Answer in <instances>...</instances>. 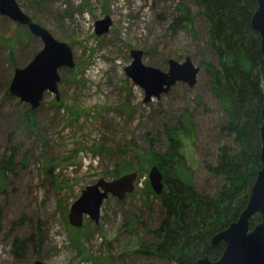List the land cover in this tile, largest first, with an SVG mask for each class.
Here are the masks:
<instances>
[{"label": "rangeland", "instance_id": "obj_1", "mask_svg": "<svg viewBox=\"0 0 264 264\" xmlns=\"http://www.w3.org/2000/svg\"><path fill=\"white\" fill-rule=\"evenodd\" d=\"M16 1L34 22L71 47L75 68L60 70L59 99L47 92L35 110L7 94L15 69L27 66L43 44L0 15V161L14 154L16 163L8 193L0 196V264H172L135 253L143 242L156 241L151 231L163 218L160 201L146 194L150 169L139 171L136 155L156 136L161 137L157 150L164 151L163 122L173 124L183 110H191L197 142L183 141L182 151L195 170L198 190L209 193L222 179L204 163H214L217 148L226 142L219 135L226 117L211 74L199 59L192 60L200 68L193 88L177 83L149 103L125 67L133 49L147 51L144 63L162 71L168 70L169 59L181 62L191 51L216 64L204 48L206 30L195 0L184 3L195 15L196 37L169 31L177 0ZM107 15L112 27L97 36L95 24ZM29 109L34 123L24 116ZM123 160L137 169L135 191L122 201L112 196L104 201L98 224L86 218L82 227H72L71 205L87 186L111 180L106 174ZM132 217L139 221L131 222ZM31 235L42 239L40 254L30 247L17 260L11 253L14 239Z\"/></svg>", "mask_w": 264, "mask_h": 264}, {"label": "trees", "instance_id": "obj_2", "mask_svg": "<svg viewBox=\"0 0 264 264\" xmlns=\"http://www.w3.org/2000/svg\"><path fill=\"white\" fill-rule=\"evenodd\" d=\"M177 1V14L169 24V31L185 30L196 37L195 15L184 0ZM194 4L206 30L204 48L217 61L213 64L208 57L206 59L195 51L188 52L186 56L192 60L199 59V65L203 64L211 74V87L217 93L226 117L219 132L226 142L217 148L214 163L209 159L204 163L209 172L222 179L221 183L209 193L200 192L197 188L195 170L182 151L183 141L194 145L197 142L194 115L189 109L173 118V124L163 122L164 151L157 150L156 144L161 142V137L156 136L149 148L136 155L139 171L157 166L163 174L161 194L153 192L149 180L145 187L146 194L160 201L163 218L159 226L151 231L156 241L143 242L135 253L172 264H196L205 256L215 261L222 256L225 246L212 247L210 241L238 220L262 167L260 127L263 122L264 59L260 36L251 26L258 2L195 0ZM147 53L144 51V57ZM11 60L14 68L17 67L14 59ZM7 94H10L9 90ZM197 102L201 104L199 98ZM24 116L28 122L34 123L33 110L29 109ZM15 169L14 154L0 161V196L8 193L11 184L9 174ZM136 171L133 164L123 160L116 163L106 176L117 179ZM148 208L151 209L149 203ZM2 215L0 208V233ZM25 219L26 216L18 224ZM130 219L135 223L139 221L135 217ZM260 222L261 215L256 214L251 218L250 225L255 227ZM41 246V237H16L11 253L17 260H23L30 247L40 254Z\"/></svg>", "mask_w": 264, "mask_h": 264}, {"label": "water", "instance_id": "obj_3", "mask_svg": "<svg viewBox=\"0 0 264 264\" xmlns=\"http://www.w3.org/2000/svg\"><path fill=\"white\" fill-rule=\"evenodd\" d=\"M257 2L258 7L251 19V26L260 36L264 59V0H257ZM0 15L24 26L43 44L42 50L27 66L15 69L9 86L10 94L21 102L27 103L34 110L40 106L47 92L55 95L58 100L60 70L75 68L71 47L55 39L47 29L34 22L23 12L16 0H0ZM112 24L111 17L105 16L104 19L96 22L95 34L100 36L107 33ZM130 57L131 63L125 67V74L144 91V103H149L153 99L159 100L177 83H184L189 88L197 84L200 68L190 57H186L181 62L169 59L167 71L146 65L143 50H131ZM262 88L263 122L260 127L262 167L252 186L248 203L238 220L217 233L210 241L212 247L220 244L225 246L222 256L215 261L205 256L196 264H264V79ZM137 177V172H133L117 179H99L97 183L87 186L70 207L68 214L70 225L80 228L86 218L98 224L103 202L111 196L122 201L131 195L135 191ZM148 178L153 192L157 195L161 194L163 174L157 166L150 169ZM256 214L261 215V222L251 227L250 220ZM34 264L46 263L38 260Z\"/></svg>", "mask_w": 264, "mask_h": 264}]
</instances>
